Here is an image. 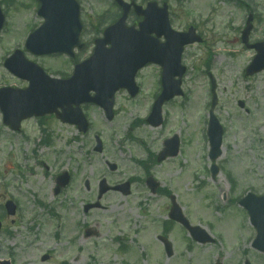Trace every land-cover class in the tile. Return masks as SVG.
Returning a JSON list of instances; mask_svg holds the SVG:
<instances>
[{
	"label": "rangeland",
	"instance_id": "374dc122",
	"mask_svg": "<svg viewBox=\"0 0 264 264\" xmlns=\"http://www.w3.org/2000/svg\"><path fill=\"white\" fill-rule=\"evenodd\" d=\"M183 1L184 9L173 2L172 10L180 16L175 27L192 22L204 33V41L184 52L188 73L182 88L191 93L187 99L166 106L161 128L151 129L140 122L154 92L153 68L138 76L144 90L138 99L127 101L125 95L118 96L121 109L113 122H107L99 110H89L94 129L74 145L68 142L74 130L55 122L44 126L51 146L39 138L42 129L34 123L25 124L24 134L15 137L0 125V207L8 199L17 205L14 217L6 216L0 208V218L5 215L0 264H264V255L250 248L255 231L247 227L244 210L237 202L230 206L232 193L249 189L264 192V75L258 79L244 75L252 54L241 51L240 29L246 14L229 0ZM245 1L250 9L257 3L252 9L264 24V0ZM80 2L87 27L84 38L88 41L97 35L92 24L111 5L104 0ZM27 4L25 9L3 8L9 28L3 30L0 41V85H19L5 73L4 58L22 46L27 28L42 23L36 16L37 9ZM260 22L256 26L262 27ZM257 31L261 35V30ZM60 62L40 60L50 71L68 70V65L58 67ZM206 65L215 77V116L225 130L223 155L216 161L220 171L215 179L209 174L212 163L209 145L205 144L211 101ZM189 101L191 111L187 108ZM173 134L179 137L181 154L155 164L152 175L176 198L190 224L204 228L216 239L210 244H195L187 231L175 224L169 235L174 255L167 258L157 236L168 218L170 198L150 195L143 181V167L136 160L146 157V149L160 152L164 138ZM96 135L103 141L102 155L93 151ZM105 161L117 164L118 171H109ZM66 170L72 181L56 194L55 177ZM102 178L109 186L132 178L139 180L132 183L130 195L111 191L98 200ZM90 203L100 206L85 212L84 207ZM43 255H49V260L43 262Z\"/></svg>",
	"mask_w": 264,
	"mask_h": 264
},
{
	"label": "water",
	"instance_id": "95a60500",
	"mask_svg": "<svg viewBox=\"0 0 264 264\" xmlns=\"http://www.w3.org/2000/svg\"><path fill=\"white\" fill-rule=\"evenodd\" d=\"M41 1V9L39 10V14L45 18V24L39 28V30L37 32H35L34 34H32L30 36L29 41L35 40L34 42H28L27 47L28 48H34L37 53H50V52H54L55 49L54 47L56 45L57 42L51 40V38L49 39V29H47L48 27V23L51 22V13L54 12H58V7L60 3H65V0H40ZM75 6V5H74ZM73 10V14L71 12V23H70V28L71 30L75 29V35L72 34V38L74 37V40L77 41V31L79 30V22H78V17H77V7L75 6V9H71ZM3 16L1 14V9H0V29L3 25ZM124 46H126L125 43H123ZM180 51H181V47H179V49H177L175 52H173L172 56V64H171V71H170V76H168V78H170L171 80V74H174L177 70V65L179 63L180 60ZM99 56V55H98ZM113 54L108 55L105 54V63H99V60L92 58L91 61L87 64H85V67L81 66V68L76 72L78 75L77 78H73L67 82H63V84L61 85V83L55 81V80H49L48 78L43 77L41 80L40 79H36L34 83V85H32L30 87L31 92H35V94H38L40 96V100L38 101V104L43 108H47L45 104L49 105L53 102H58L61 101L63 98H61L59 96V93L63 92L64 89H69V87L71 88H75L76 92L81 95L78 96L80 101H84L82 100V98L84 97L82 95V92H88L90 90H96V88L100 89L102 87L103 83H106V81H109L111 84H115L117 83V81H119L120 79L124 78L121 75V72L124 70V68H122L121 66H114L112 65L114 59L112 58ZM30 67H33L34 70L33 72L37 69L36 66L31 65ZM134 66H131L130 69H133ZM168 73V72H167ZM17 74V73H16ZM19 75V74H17ZM29 76H32V73H29ZM75 81V82H74ZM75 83H77V85L75 86ZM64 88V89H63ZM29 92V91H28ZM165 94V93H164ZM82 97V98H81ZM69 97H66L65 99H68ZM160 101L157 104V107L159 108L160 104H161V98L159 99ZM78 102H76V104H78ZM0 107H2L4 113L6 115H8L10 113V109H15L17 112H19L20 114H26L28 112V114H30L32 111L39 109V107H34L33 109L31 108L30 110L28 109V105H27V99L24 95H22L21 93H18L16 91H13L11 89L9 90H1L0 91ZM157 108V111H158ZM159 113V111H158ZM211 123H210V129L212 131H210V141H212V146H213V151H214V157H217L221 152L219 150L220 147V136L222 133V130H220L217 122L213 119V117L210 119ZM165 153V152H164ZM166 153L163 154V156L161 157L160 160L164 159ZM110 167L112 169H114L115 167L110 165ZM118 189H120L121 191L123 190L124 193H128V188H126L125 186H121ZM101 192L100 195H102L104 192L107 191V189H105L103 187V185L101 186ZM262 206V204L260 205ZM260 206L258 207V209L253 210L252 214H254V216H257L256 214H258V210H260ZM11 210V208H10ZM12 213V212H11ZM260 213H264V208H262L260 210ZM179 219L182 223H184V226L187 229H190V232L192 234V236L196 239V240H206L204 239V233L203 236L201 237L199 235V233H201L200 229H196V228H190L187 224V222L185 221L184 218H177ZM259 239L258 241L262 240L264 238V232H260L259 229V235H258ZM168 246V245H167ZM262 249H264V245H262ZM264 251V250H263Z\"/></svg>",
	"mask_w": 264,
	"mask_h": 264
},
{
	"label": "flooded vegetation",
	"instance_id": "af4514ba",
	"mask_svg": "<svg viewBox=\"0 0 264 264\" xmlns=\"http://www.w3.org/2000/svg\"><path fill=\"white\" fill-rule=\"evenodd\" d=\"M126 2L128 3H136L137 5H139L140 7H142L143 9L146 8V5L148 4V2H156L159 6H162L165 2L164 0H126ZM171 2H168V4L170 5ZM117 8V6H115ZM118 9V8H117ZM118 12H120V10L118 9ZM141 21V18L134 13V8H131L130 12H129V17H128V22L129 25L132 26H137V24ZM84 50V49H83ZM77 56L78 54L75 56V59H67V61L65 60V64H69L73 67V65L76 63L77 61ZM45 119V124H48L49 122H51L53 124V122L64 126L67 124H62L61 122H59V120H57L55 115H48V117L43 118ZM42 121V120H39ZM69 126V125H67ZM72 127V126H71ZM74 130L75 128H77L76 126L72 127ZM46 133V131H44V134ZM47 133H49V131H47ZM51 135V134H50Z\"/></svg>",
	"mask_w": 264,
	"mask_h": 264
}]
</instances>
